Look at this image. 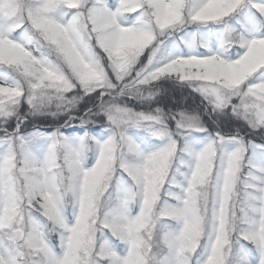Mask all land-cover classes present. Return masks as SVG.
Segmentation results:
<instances>
[{"label":"snow or ice","instance_id":"snow-or-ice-1","mask_svg":"<svg viewBox=\"0 0 264 264\" xmlns=\"http://www.w3.org/2000/svg\"><path fill=\"white\" fill-rule=\"evenodd\" d=\"M0 264H264V0H0Z\"/></svg>","mask_w":264,"mask_h":264},{"label":"trees","instance_id":"trees-1","mask_svg":"<svg viewBox=\"0 0 264 264\" xmlns=\"http://www.w3.org/2000/svg\"><path fill=\"white\" fill-rule=\"evenodd\" d=\"M168 103H169V105H171L172 101L170 100Z\"/></svg>","mask_w":264,"mask_h":264}]
</instances>
